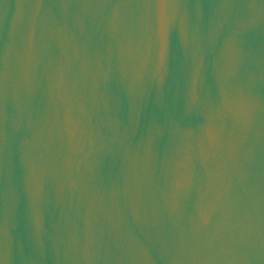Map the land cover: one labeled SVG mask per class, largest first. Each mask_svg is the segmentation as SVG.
<instances>
[{
    "label": "water",
    "instance_id": "obj_1",
    "mask_svg": "<svg viewBox=\"0 0 264 264\" xmlns=\"http://www.w3.org/2000/svg\"><path fill=\"white\" fill-rule=\"evenodd\" d=\"M0 264H264V0H0Z\"/></svg>",
    "mask_w": 264,
    "mask_h": 264
}]
</instances>
